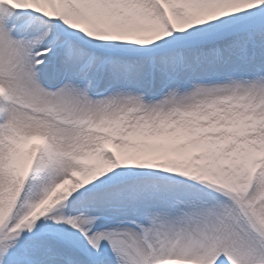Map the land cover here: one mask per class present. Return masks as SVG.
Here are the masks:
<instances>
[{
  "label": "snow or ice",
  "instance_id": "6c2138e0",
  "mask_svg": "<svg viewBox=\"0 0 264 264\" xmlns=\"http://www.w3.org/2000/svg\"><path fill=\"white\" fill-rule=\"evenodd\" d=\"M0 264H264V0H0Z\"/></svg>",
  "mask_w": 264,
  "mask_h": 264
}]
</instances>
